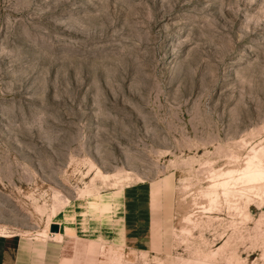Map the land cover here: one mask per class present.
Instances as JSON below:
<instances>
[{
  "label": "rangeland",
  "instance_id": "rangeland-1",
  "mask_svg": "<svg viewBox=\"0 0 264 264\" xmlns=\"http://www.w3.org/2000/svg\"><path fill=\"white\" fill-rule=\"evenodd\" d=\"M50 223L47 264H264V0H0V235Z\"/></svg>",
  "mask_w": 264,
  "mask_h": 264
},
{
  "label": "crops",
  "instance_id": "crops-1",
  "mask_svg": "<svg viewBox=\"0 0 264 264\" xmlns=\"http://www.w3.org/2000/svg\"><path fill=\"white\" fill-rule=\"evenodd\" d=\"M157 192L158 190L152 191L151 186L147 184H137L122 188L114 197V204L118 207L119 213L120 246L139 247L148 251L157 244L154 237L157 223L155 217ZM111 204H113L111 201L105 204L100 196H97L93 201L88 202L87 208L88 211L97 208L102 212ZM55 234L46 237L53 240L52 242L18 235H0V264H47L48 258L50 261L56 258V255L52 254L55 251L52 246L62 241L60 224H58V233Z\"/></svg>",
  "mask_w": 264,
  "mask_h": 264
},
{
  "label": "water",
  "instance_id": "water-1",
  "mask_svg": "<svg viewBox=\"0 0 264 264\" xmlns=\"http://www.w3.org/2000/svg\"><path fill=\"white\" fill-rule=\"evenodd\" d=\"M49 232H57L58 231V224L57 223H50L48 226Z\"/></svg>",
  "mask_w": 264,
  "mask_h": 264
},
{
  "label": "bare ground",
  "instance_id": "bare-ground-1",
  "mask_svg": "<svg viewBox=\"0 0 264 264\" xmlns=\"http://www.w3.org/2000/svg\"><path fill=\"white\" fill-rule=\"evenodd\" d=\"M217 185H224L225 186V184L224 183H222V184H216V186ZM50 233H54V235H56L55 233H58V231L57 232H50ZM57 239V238H56Z\"/></svg>",
  "mask_w": 264,
  "mask_h": 264
}]
</instances>
